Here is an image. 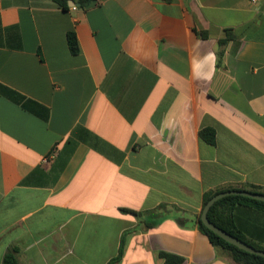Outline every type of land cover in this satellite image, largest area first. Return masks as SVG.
Returning <instances> with one entry per match:
<instances>
[{
	"label": "crops",
	"instance_id": "0c3cea01",
	"mask_svg": "<svg viewBox=\"0 0 264 264\" xmlns=\"http://www.w3.org/2000/svg\"><path fill=\"white\" fill-rule=\"evenodd\" d=\"M74 6L0 0V86L24 97L0 91V264H110L121 239L114 264H236L197 222L208 191L264 193V0ZM232 218L264 251V208Z\"/></svg>",
	"mask_w": 264,
	"mask_h": 264
},
{
	"label": "trees",
	"instance_id": "16d2710c",
	"mask_svg": "<svg viewBox=\"0 0 264 264\" xmlns=\"http://www.w3.org/2000/svg\"><path fill=\"white\" fill-rule=\"evenodd\" d=\"M52 1L54 3H56L61 9L67 10L69 8V6H68L69 1L75 2V4H78V6H80V7H85L86 5H88L89 3H91L92 1H95V0H52ZM200 35L203 38L206 37L205 33H201ZM229 38H231V37H230L229 33L226 32V37L223 39H219L218 45H220V46L225 45ZM67 44H68L69 51L72 54H76L78 52V45H77L76 37H75V34L71 31L67 33ZM222 55H223L222 50L217 53L218 63L221 60ZM0 91L4 92L6 95H8L10 98H12V100L15 101L16 103H22V100H24L23 96L18 95V94L14 93L8 89L2 88L1 86H0ZM200 135L208 143H210V144L214 143V139H213L214 136H213L212 130H210V129L202 130L200 132ZM227 190H246V189L245 188L230 187V188H221V189H217L214 191H208L204 195L203 206L212 196H214L215 194H217L219 192L227 191ZM248 190L251 192L260 193V191L254 189V188L248 189ZM240 204H249V205H254L257 207L264 208V202H261V201H257V200L250 199L247 197H242V196H226L224 198L219 199L213 206L210 207V209L208 210V213H207L208 220L212 224H214L216 227H218V228L224 230L225 232H227L228 234L244 241L246 244H248V245H250V246H252L258 250H263L259 246H256V245L248 242L239 233V231L236 229L234 222H233V218H232V210L234 209L235 206L240 205ZM121 211L132 215L138 221H140V223H144V225L147 227H152V226L156 225L153 222H146V219L144 216L145 214L143 212L125 209V208H122ZM179 222L182 223L180 220H179ZM197 224H198L199 230L208 237V240L210 241V243L215 248H220V249L226 251L227 253H229L230 256L232 257L233 261L236 264H264V258L263 257L245 252V251L237 248L236 246L229 244L228 242H226L225 240L220 238L218 235H216L214 232H212L211 230L206 228L201 223L200 219H198ZM122 251H123V239H121V241H120V246H119L117 255L114 258H112V260L110 261V264H114L121 259ZM16 253H17V250L15 248L8 251L3 257V264H16ZM158 256L160 257V259H162V264H182L183 263V258L181 256L171 254L168 252L159 251Z\"/></svg>",
	"mask_w": 264,
	"mask_h": 264
},
{
	"label": "water",
	"instance_id": "95a60500",
	"mask_svg": "<svg viewBox=\"0 0 264 264\" xmlns=\"http://www.w3.org/2000/svg\"><path fill=\"white\" fill-rule=\"evenodd\" d=\"M68 5L70 7L74 6V2L73 1H69ZM226 196H242V197H247L250 199H254L257 201H261L264 202V194L263 193H257V192H251L249 190H227V191H222L219 192L217 194H215L214 196H212L203 206L201 215H200V221L201 223L208 228L209 230H211L212 232H214L216 235H218L220 238H222L223 240H225L226 242H228L229 244H232L234 246H236L237 248L263 257L264 258V251L263 250H258L248 244H246L244 241L228 234L227 232H225L224 230L216 227L214 224H212L207 217V213L208 210L210 209L211 206H213L219 199L224 198Z\"/></svg>",
	"mask_w": 264,
	"mask_h": 264
},
{
	"label": "built area",
	"instance_id": "2783aa9c",
	"mask_svg": "<svg viewBox=\"0 0 264 264\" xmlns=\"http://www.w3.org/2000/svg\"><path fill=\"white\" fill-rule=\"evenodd\" d=\"M256 0H250V2H255ZM77 7L76 6H72L71 9L75 10Z\"/></svg>",
	"mask_w": 264,
	"mask_h": 264
}]
</instances>
